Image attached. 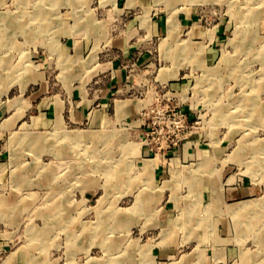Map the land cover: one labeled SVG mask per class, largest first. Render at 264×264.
<instances>
[{
    "label": "rangeland",
    "instance_id": "rangeland-1",
    "mask_svg": "<svg viewBox=\"0 0 264 264\" xmlns=\"http://www.w3.org/2000/svg\"><path fill=\"white\" fill-rule=\"evenodd\" d=\"M257 2L151 0L145 11L127 12L122 0H0V264H203L216 248L213 264H264V4ZM183 12L199 37L149 31L152 14ZM136 19H147L140 44L105 113L63 117L57 131L53 121L38 127L30 98L40 88L31 82L49 64L46 78L55 79L66 62L64 38L92 36L99 51ZM83 67L90 74L93 62L85 57ZM77 131L83 138L68 136ZM239 186L247 196L229 203L254 204L242 216L224 208L234 229L217 243L216 199L226 203L225 191ZM169 237L184 244L160 259L156 246Z\"/></svg>",
    "mask_w": 264,
    "mask_h": 264
},
{
    "label": "crops",
    "instance_id": "crops-1",
    "mask_svg": "<svg viewBox=\"0 0 264 264\" xmlns=\"http://www.w3.org/2000/svg\"><path fill=\"white\" fill-rule=\"evenodd\" d=\"M122 2L127 12L136 10L141 12L145 11L150 5L151 0H122ZM168 20L169 19H166L164 15L160 13L152 14L149 24V31L151 34L161 36L164 27H166L168 31ZM177 21V31L179 30L180 32V29H188V36L189 33H192V37L200 36V28L196 26L191 13H181ZM133 22L137 27H132ZM133 22L131 23V21H129L127 26L128 29L130 28L132 30L129 29V31L127 29L122 34L115 36L113 46L102 48L99 51L96 50V47H93L95 41L92 40V36L78 34L64 38L60 48L61 51L59 52L67 63H61V68H59L58 74L54 80L50 77L46 78L47 74L51 73V64H49L50 70L47 67H41L37 73L34 74L31 82L33 86H38L40 88L39 92L31 94L32 96L30 98L33 102V118L38 127L45 128L52 121L55 123L57 120L63 123V117L75 122L83 120L92 108L98 113V116L99 114L102 115L105 113L108 104L112 101L110 96L115 88L122 87L128 79L124 64L128 63L129 56L140 44L141 31L139 32V29L142 28V23L147 22V19L143 22L136 19L133 20ZM49 49V55H52L51 48L49 47ZM85 57L86 60L90 59V61L93 62L90 74L89 71H85L83 67ZM143 58H145V55ZM53 86L62 89L49 94L47 92L48 87ZM127 104L128 102H122L119 108H124ZM0 151H2L1 145ZM166 182H168V180ZM246 194L247 189L245 190L243 186L231 187L224 193L226 203L222 202V197L216 199L218 202H215V204L218 208L215 209L219 210V216L217 215L218 226H214L213 234L215 235L217 243L227 239L234 229L232 216L231 214L225 213L224 208L228 209V207L230 208L232 205L240 203H237V201L235 203H229V201L241 199L247 196ZM233 212L238 216L239 213L240 216H242L243 213ZM249 212L250 211H248V213ZM240 222L241 217L236 226H241ZM190 230H193V228H190ZM183 244L184 242L174 238H164L162 242L156 246V254L160 259H172L177 255L178 248ZM197 245L199 246V244ZM212 250L209 253L207 252L203 264H213V258L215 255H219L218 248H216L214 252ZM216 252L218 254H216ZM191 257L192 252L185 256L183 255L182 260L190 259Z\"/></svg>",
    "mask_w": 264,
    "mask_h": 264
},
{
    "label": "bare ground",
    "instance_id": "bare-ground-1",
    "mask_svg": "<svg viewBox=\"0 0 264 264\" xmlns=\"http://www.w3.org/2000/svg\"><path fill=\"white\" fill-rule=\"evenodd\" d=\"M252 1H254V0H252ZM256 1H258L256 4H258V5H263L264 4V0H256ZM249 3H250V1H249ZM255 3V2H254ZM244 4V3H243ZM256 4H255V6H256ZM245 5V4H244ZM250 5V4H249ZM254 4H252V6H253ZM233 6V5H232ZM246 6V5H245ZM235 7V6H234ZM247 7V6H246ZM248 8V7H247ZM250 8V7H249ZM151 10V9H150ZM256 10V9H255ZM248 11V10H247ZM259 11V10H258ZM40 13H41V10H40ZM39 13V14H40ZM239 13V12H238ZM252 13H254V11L252 12ZM256 13V12H255ZM38 14V15H39ZM263 14V13H262ZM239 15V14H238ZM254 16V15H253ZM260 17H261V15H260ZM250 18V17H249ZM254 19V18H253ZM169 34H171V35H173V33L174 32H176V30H177V26H178V21H177V18H176V16H174V15H170L169 16ZM197 50V49H196ZM198 51V50H197ZM202 51V50H201ZM199 52V51H198ZM169 69V68H168ZM165 70V69H164ZM170 71V70H169ZM172 72H167V75H169V76H172ZM41 75V74H40ZM264 116V115H263ZM260 118H261V116H259ZM53 128H54V130H58V129H63V126H62V123L60 122V120H57L55 123H54V125H53ZM57 133V132H56ZM85 134L82 132V131H77V132H71L68 136L69 137H71V139H73V140H78L79 138H83V136H84ZM87 137V136H86ZM41 138V136H35V137H33L32 136V138L31 137H29V139L31 140H33V141H38L39 139ZM90 139V138H89ZM81 140V139H80ZM83 140V139H82ZM80 143H81V141H80ZM128 147V146H127ZM95 157V156H94ZM147 167L149 168V166L147 165ZM147 167H146V169H147ZM151 167H153L152 165H151ZM146 172V171H145ZM192 179V178H191ZM193 180V179H192ZM202 180V179H201ZM199 183H201V182H199ZM198 189V188H197ZM200 194H202V192L200 193ZM100 200V199H99ZM252 204H254V203H251L250 201H248V202H243V203H238V204H235V205H232V207H230V209L231 210H233V211H236V212H245V210L246 209H251V205ZM181 212V211H180ZM250 213H251V211L248 213L249 215H250ZM243 214H245V213H243ZM183 216V215H182ZM180 217V215L178 216V218ZM177 218V219H178ZM179 220V219H178ZM188 222V221H187ZM242 222V221H241ZM240 222V223H241Z\"/></svg>",
    "mask_w": 264,
    "mask_h": 264
}]
</instances>
